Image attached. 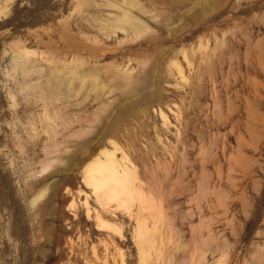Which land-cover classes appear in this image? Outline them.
Returning a JSON list of instances; mask_svg holds the SVG:
<instances>
[{"label":"rangeland","instance_id":"obj_1","mask_svg":"<svg viewBox=\"0 0 264 264\" xmlns=\"http://www.w3.org/2000/svg\"><path fill=\"white\" fill-rule=\"evenodd\" d=\"M0 264H264V0H0Z\"/></svg>","mask_w":264,"mask_h":264},{"label":"bare ground","instance_id":"obj_2","mask_svg":"<svg viewBox=\"0 0 264 264\" xmlns=\"http://www.w3.org/2000/svg\"><path fill=\"white\" fill-rule=\"evenodd\" d=\"M123 30V29H122ZM21 46V45H20ZM20 49V48H19ZM22 50V49H21ZM23 54V53H22ZM21 57V56H20ZM63 83V82H62ZM59 87V86H58ZM63 87V86H62ZM107 150H105V148H100L97 153L95 154V159H97V157H99L101 154H105ZM102 168V167H101Z\"/></svg>","mask_w":264,"mask_h":264}]
</instances>
